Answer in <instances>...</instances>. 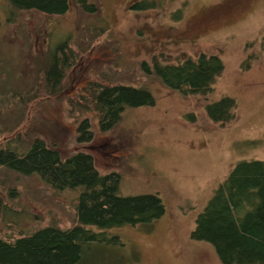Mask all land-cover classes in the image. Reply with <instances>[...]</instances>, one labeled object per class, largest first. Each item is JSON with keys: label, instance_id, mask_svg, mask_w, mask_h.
Listing matches in <instances>:
<instances>
[{"label": "rangeland", "instance_id": "rangeland-1", "mask_svg": "<svg viewBox=\"0 0 264 264\" xmlns=\"http://www.w3.org/2000/svg\"><path fill=\"white\" fill-rule=\"evenodd\" d=\"M71 1L66 14L50 16L15 11L0 0V148L36 132L64 159L87 153L102 175L120 174V196L160 197L162 218L108 231L106 241L93 245L88 263L102 258L108 264H222L211 244L191 235L233 168L241 161H264V0H90L97 16ZM98 19L103 32L94 37L88 25ZM66 40L73 42L75 57L64 94L31 104L22 115L13 99L43 79L50 53ZM201 55L224 63L209 97L169 89L141 68L155 62L179 65ZM118 83L149 87L155 105L127 109L109 132L101 131L94 111L71 113L68 97L79 99L86 88ZM224 97L238 104L235 121L225 127L206 111ZM85 119L94 134L89 143L78 141ZM10 188L19 195L9 197ZM0 199L23 215L3 231L6 239L76 225L79 192L58 193L0 168ZM112 237L118 242L109 241Z\"/></svg>", "mask_w": 264, "mask_h": 264}, {"label": "trees", "instance_id": "trees-1", "mask_svg": "<svg viewBox=\"0 0 264 264\" xmlns=\"http://www.w3.org/2000/svg\"><path fill=\"white\" fill-rule=\"evenodd\" d=\"M7 1L12 10L37 11L50 16L64 15L72 6L71 0ZM74 1L84 14L97 16L99 13L96 3L90 0ZM99 23L98 19L97 23L88 25L90 35L96 37L103 32ZM72 46L70 40L61 42L55 53H50L52 63L44 71L43 79H35L29 93L18 101L13 99L22 109V115L31 104L64 94L65 75L75 57ZM141 68L147 77H156L169 89L209 97L216 79L224 72V63L218 56L201 55L197 60L188 59L179 65L155 62L152 68L148 63H143ZM90 88L79 99L68 97L69 109L78 114L94 111L103 132L111 131L127 109L156 103L151 89L144 85L118 83ZM237 107L234 98L224 97L209 103L206 111L214 123L225 127L235 121ZM93 139L91 122L85 119L78 127V141L89 143ZM0 168L20 178H35L58 193H80L75 210L76 225L49 226L21 234L15 240L6 239L2 234L5 229H11V221L23 215L0 199V264H108L110 260L102 258L87 262L93 245L106 241L104 236L108 231L127 225H150L165 214L159 196H120V174L102 175L87 153L78 152L64 159L54 145H47L36 132H25L4 142L0 148ZM8 195H19V189L10 188ZM94 228L101 233H96ZM191 237L211 244L222 264H264V161H241L233 168L198 216ZM109 241L118 242V237Z\"/></svg>", "mask_w": 264, "mask_h": 264}]
</instances>
